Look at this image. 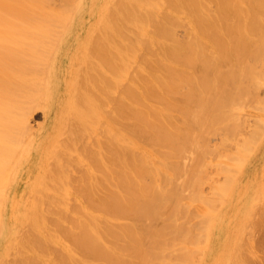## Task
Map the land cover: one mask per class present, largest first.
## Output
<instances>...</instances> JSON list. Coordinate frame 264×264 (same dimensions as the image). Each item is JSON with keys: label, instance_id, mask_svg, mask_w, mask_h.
Segmentation results:
<instances>
[{"label": "bare ground", "instance_id": "obj_1", "mask_svg": "<svg viewBox=\"0 0 264 264\" xmlns=\"http://www.w3.org/2000/svg\"><path fill=\"white\" fill-rule=\"evenodd\" d=\"M263 81L264 0H0V264H194Z\"/></svg>", "mask_w": 264, "mask_h": 264}, {"label": "rangeland", "instance_id": "obj_2", "mask_svg": "<svg viewBox=\"0 0 264 264\" xmlns=\"http://www.w3.org/2000/svg\"><path fill=\"white\" fill-rule=\"evenodd\" d=\"M181 15L175 14L182 19ZM161 17L162 14H160ZM184 18L185 15H183ZM177 23L179 24H175L173 30L178 37L182 38L185 33L183 26L186 22L180 23L179 21ZM78 26L76 25L74 28H76L77 33H80ZM98 26L100 27L102 24H98ZM256 96L261 102V109H258L252 102L246 103L247 101H245L244 105L247 106L245 105L241 110L242 112L238 110L239 113H237V115L241 113L237 122L243 124V130L237 135V141L232 145V150L233 154L237 155V163L240 169H232L224 174L214 171L208 175L202 185L204 193L217 203L218 210H221V217L219 221L215 222L217 227L213 229L210 239L202 237L203 248L201 252L205 255L195 254L198 258H193L194 264L195 262L197 264L200 262L201 264H232L236 256L243 261L245 257H248L251 260L250 264L264 263V81L258 92L256 91ZM48 113L46 109L33 110L30 113L31 118L29 117L30 125L35 130L38 127L48 126L55 118L53 111H51V115ZM227 126L225 125L223 128H227ZM210 137L212 136H209V139H211ZM213 137L212 141H209H214L213 143H218L217 146H220L219 143L222 140L218 139L220 136L213 135ZM213 143L210 144L211 148L214 147ZM220 147L223 149L226 146ZM26 171L27 167L24 168L23 172L26 173ZM216 184L228 185L232 192L224 196L221 195V197L211 189ZM15 190H18V195H20L23 185L16 187ZM230 199L233 200L228 201ZM201 205L202 203L196 200L189 209L190 217L196 224L200 222L201 216L198 208ZM259 224L262 225L258 227L260 230L255 229V226H259ZM23 228H21L20 234ZM200 232L201 235L205 236L202 228L198 230V233ZM11 244L13 245L12 254L16 256L19 240L13 237ZM14 255H12V259L16 260ZM200 256L202 259L199 258ZM252 257L254 258L252 259ZM1 264L8 263L3 260Z\"/></svg>", "mask_w": 264, "mask_h": 264}]
</instances>
